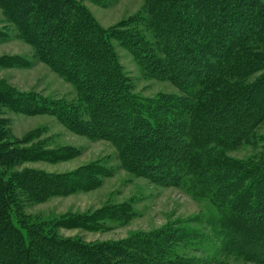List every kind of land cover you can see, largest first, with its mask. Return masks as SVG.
<instances>
[{"label": "trees", "instance_id": "16d2710c", "mask_svg": "<svg viewBox=\"0 0 264 264\" xmlns=\"http://www.w3.org/2000/svg\"><path fill=\"white\" fill-rule=\"evenodd\" d=\"M0 7L40 58L75 83L92 125L115 145L124 169L154 182L175 183L186 174L194 175L192 179L203 176L214 187L212 192L228 188L215 198L219 203L236 189L231 184L246 181L241 192L225 202L230 204L229 212L219 221L218 232L224 237L225 251L264 263V254L259 253L264 239L251 244L242 242L238 234L239 225L248 227L254 219V210H264V152L250 166L220 159L211 150L248 140L264 121V0H148L146 10L166 56L167 72L186 93L189 100L185 102L143 101L131 94L112 38L126 45L139 61L141 55L155 58L153 50L136 32L103 29L78 0H0ZM3 104L28 114L57 110L70 119L78 115L70 106L60 108L31 94L0 91ZM180 109L187 115L178 120L175 115ZM1 126L2 122L0 264H183L169 251L160 252L155 242L118 243L101 251L20 226L14 212L22 198L41 200L87 190L95 183L84 182L77 174L74 178L30 171L7 175L19 158L53 161L62 153L29 149L22 154L1 143ZM185 131L190 136L183 139ZM164 134L183 140L191 147L192 157L178 161L164 145L168 142Z\"/></svg>", "mask_w": 264, "mask_h": 264}, {"label": "rangeland", "instance_id": "374dc122", "mask_svg": "<svg viewBox=\"0 0 264 264\" xmlns=\"http://www.w3.org/2000/svg\"><path fill=\"white\" fill-rule=\"evenodd\" d=\"M78 1L103 29L114 33L136 32L153 50L155 58L141 55L142 61H139L126 45L112 38L131 94L143 101L189 100L167 72L166 56L146 10L148 0ZM156 59L160 61L156 63ZM201 70L205 72V66ZM193 78L190 77L196 83L198 79ZM0 91L31 94L55 102L60 108L70 106L78 114L70 119L57 110L28 114L0 105L1 143L19 149L22 154L29 149L62 153L61 158L53 161L19 158L8 168L7 175L30 171L74 178L77 174L76 178L95 183L87 190L49 195L36 201L21 197L22 203L19 210L16 208L14 218L23 228L35 227L55 237L100 247L101 251L118 243L155 242L160 252L169 251L173 259L183 260V264H264L225 251L224 237L218 232L219 221L229 212L230 204L225 202L233 200L234 193H240L246 181L241 185L231 184L236 189L219 203L218 195L228 188L222 186L218 193L215 189L212 192L214 187H210L203 176L192 179L194 175L186 174L179 176L175 183L154 182L124 169L115 145L92 125L86 101L81 99L75 83L40 58L34 45L22 36L2 7ZM176 114L178 120L187 115L181 109ZM189 136L185 131L180 137ZM163 137L168 141L164 145L178 161L185 162L192 157L191 147L185 146L183 140L168 139L165 134ZM229 146H213L211 150L220 159L232 163L251 166L258 162L264 152V121L248 140ZM91 170L100 171L104 176L95 175ZM225 179L223 181H229ZM262 216L264 210H254V219L248 227L239 225L242 242L250 240L253 244L264 239ZM262 246L260 255L264 254ZM148 251H153L149 244Z\"/></svg>", "mask_w": 264, "mask_h": 264}]
</instances>
